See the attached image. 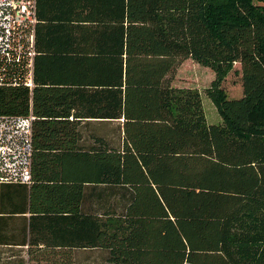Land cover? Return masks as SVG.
I'll return each mask as SVG.
<instances>
[{"label": "trees", "instance_id": "obj_1", "mask_svg": "<svg viewBox=\"0 0 264 264\" xmlns=\"http://www.w3.org/2000/svg\"><path fill=\"white\" fill-rule=\"evenodd\" d=\"M52 6L34 56L0 51V117H34L31 183L0 182V261L20 246L46 264H74V250L98 264H264V0ZM187 60L215 73L220 123L174 83ZM236 64L243 97L230 99ZM112 122L116 142L83 133Z\"/></svg>", "mask_w": 264, "mask_h": 264}, {"label": "built area", "instance_id": "obj_2", "mask_svg": "<svg viewBox=\"0 0 264 264\" xmlns=\"http://www.w3.org/2000/svg\"><path fill=\"white\" fill-rule=\"evenodd\" d=\"M37 1L0 0V51L6 57L34 56ZM26 81L32 85L31 75ZM33 121V116L0 117V182L31 183Z\"/></svg>", "mask_w": 264, "mask_h": 264}, {"label": "rangeland", "instance_id": "obj_3", "mask_svg": "<svg viewBox=\"0 0 264 264\" xmlns=\"http://www.w3.org/2000/svg\"><path fill=\"white\" fill-rule=\"evenodd\" d=\"M239 70L240 65L236 64L235 69L228 74L222 84V88L227 92L230 99L243 97L242 74L235 72ZM214 80L215 73L211 69L200 66L192 60H187L181 65L173 76V81L178 86L194 87L201 92L206 116L210 124H218L221 122L218 106L208 93L212 88V82ZM118 126L117 122L106 125L91 124L84 127L83 133L85 136H89L90 133H100L111 140V142H116L119 136ZM77 255V257L82 256V264H98L101 260L99 252H79ZM6 256L9 257L10 255Z\"/></svg>", "mask_w": 264, "mask_h": 264}, {"label": "crops", "instance_id": "obj_4", "mask_svg": "<svg viewBox=\"0 0 264 264\" xmlns=\"http://www.w3.org/2000/svg\"><path fill=\"white\" fill-rule=\"evenodd\" d=\"M54 3V0H38L37 3V12H36V19L37 23L35 25V39H36V47H37V36L38 31L41 28V32L43 29L47 30L49 28H52L54 25L58 23L56 16H60V10L59 7H54L52 4ZM39 25V29H38ZM52 35V34H51ZM42 36L45 38V43L47 42V39L50 36V33H47L45 35H41V43H42ZM204 104V102H203ZM3 254L0 261V264H35V260H41L42 264H46V260H48V257H30V255L27 253V249H22L20 246L9 248H3ZM83 252L82 250H74L73 256L71 259L73 260L74 264H82V256L77 257V253ZM6 255H10L7 257ZM67 259V257H64Z\"/></svg>", "mask_w": 264, "mask_h": 264}]
</instances>
